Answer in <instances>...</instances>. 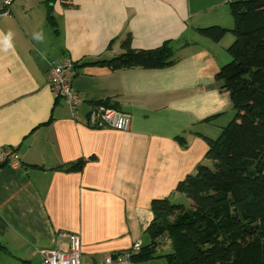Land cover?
Returning <instances> with one entry per match:
<instances>
[{"label":"crops","instance_id":"obj_1","mask_svg":"<svg viewBox=\"0 0 264 264\" xmlns=\"http://www.w3.org/2000/svg\"><path fill=\"white\" fill-rule=\"evenodd\" d=\"M237 1L15 0L0 16V149L22 161L0 166V264H42L71 234L85 264L152 245L153 202H185L178 184L208 164L207 139L234 115L217 74L235 37L216 43L198 30H232ZM127 40L136 51L169 46L175 63L112 69ZM66 60L83 100L76 115L49 83L52 62ZM96 104L128 114L129 130L89 127ZM156 242L138 264H168L171 241Z\"/></svg>","mask_w":264,"mask_h":264},{"label":"trees","instance_id":"obj_2","mask_svg":"<svg viewBox=\"0 0 264 264\" xmlns=\"http://www.w3.org/2000/svg\"><path fill=\"white\" fill-rule=\"evenodd\" d=\"M232 30L219 26L199 29L200 35L219 43L235 37L228 48L231 62L217 80L230 93L236 116L219 139H207V159L177 186L190 202L155 200V220L148 232L151 246L135 258L153 257L156 240L169 239L173 254L168 264H264V0L231 4ZM54 28V21L49 18ZM127 51L107 62L115 70L160 69L175 63L169 46ZM81 165L75 166L79 168Z\"/></svg>","mask_w":264,"mask_h":264},{"label":"built area","instance_id":"obj_3","mask_svg":"<svg viewBox=\"0 0 264 264\" xmlns=\"http://www.w3.org/2000/svg\"><path fill=\"white\" fill-rule=\"evenodd\" d=\"M15 0H0V16L7 15L10 6ZM63 3H70L72 0H60ZM74 62L66 60L62 63L52 62L50 69V87L57 98L65 101L73 115H76L83 100L73 87ZM89 127L97 130L110 128L117 131H128L131 126V118L128 114L104 104L93 106L87 117ZM22 165L21 157L17 149H0V166L19 168ZM68 245L65 249L42 252V264H85L82 261V242L78 235L66 236ZM139 244L126 253L115 256H108L103 260L88 264H138L135 258L141 253Z\"/></svg>","mask_w":264,"mask_h":264},{"label":"rangeland","instance_id":"obj_4","mask_svg":"<svg viewBox=\"0 0 264 264\" xmlns=\"http://www.w3.org/2000/svg\"><path fill=\"white\" fill-rule=\"evenodd\" d=\"M228 38H233V37H231V36H229ZM234 40H235V38H234ZM234 40H233V42H234ZM232 42V43H233ZM230 45H232V44H230ZM230 45H229V47H230ZM228 54V53H227ZM230 56V55H229ZM231 60L232 59H230L226 64H228V63H230L231 62ZM225 64V65H226ZM224 65V66H225ZM235 116H236V111L234 112V115L232 116V120L226 125V126H228L233 120H234V118H235ZM222 135V131L221 132H216V134L214 135V140H217V139H219L220 138V136ZM208 166H212V163L210 162V161H208V164H207ZM186 202V203H185ZM185 202H181L180 200L179 201H177V200H174V201H172V203H174V204H184L185 203V205H187V206H189V203L188 202H190L186 197H185ZM158 258L157 259H155V261L153 262V264H158L159 262H158Z\"/></svg>","mask_w":264,"mask_h":264},{"label":"clouds","instance_id":"obj_5","mask_svg":"<svg viewBox=\"0 0 264 264\" xmlns=\"http://www.w3.org/2000/svg\"><path fill=\"white\" fill-rule=\"evenodd\" d=\"M2 35V34H0ZM13 33L9 32L6 36H3V44H4V50H8L9 48L12 47L11 40H12ZM34 39L36 40H42L43 39V34L42 33H36L34 35Z\"/></svg>","mask_w":264,"mask_h":264}]
</instances>
